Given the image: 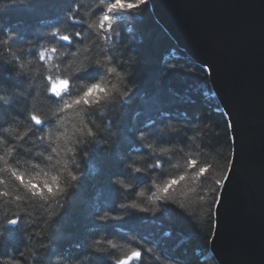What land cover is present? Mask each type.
Masks as SVG:
<instances>
[{"label": "trees", "instance_id": "16d2710c", "mask_svg": "<svg viewBox=\"0 0 264 264\" xmlns=\"http://www.w3.org/2000/svg\"><path fill=\"white\" fill-rule=\"evenodd\" d=\"M4 2L7 4V0ZM78 3H83L89 12L103 11L97 9L96 0H33L27 7L11 6L0 12V33L5 29L12 31L17 34L18 41L53 42L73 50L75 45L81 46L77 43L82 41L93 57L108 55L124 61L131 55L137 57L131 79L138 87L122 107L115 112L110 111L105 117H98L102 123L110 121L111 130L101 137L99 146L94 145L90 150L84 174L55 219L51 236L44 235L48 232L45 221L51 213L61 210L40 202L27 205L29 219L35 221L31 225V233L36 244L50 239V246L39 264H53L57 258L72 261L89 254L86 243L101 232L140 248L143 264H154V255H161L172 264H217L210 251L217 204L211 214L206 207L190 209L192 214L189 215L173 204H165L155 216L133 213L122 221H98L99 212L118 211L121 190L112 180L115 176L128 175L121 157L147 151L137 139L138 133L147 132L160 143L173 146L177 156L182 149L190 157L208 161L223 169L225 176L232 159V138L229 122L211 89L208 72L180 50L157 23L149 0L142 5L140 17L124 15L121 18L118 26L120 36L112 34L110 42L106 39L107 34H91L86 25L68 18L67 14L72 13ZM84 13V8L79 9L75 13L77 20L82 19ZM58 27H62V33L80 31L81 41L79 38L72 42L61 41L58 35L53 34ZM37 44L28 46L21 41L13 44V48L21 57H29L42 50L43 45ZM0 58L10 60L7 55ZM100 75V68L92 67L78 79L91 82ZM28 83L25 77L16 76L9 64L0 62V85L24 91L13 95L7 105L0 102V127L11 116L23 118L30 105L36 108L45 106L44 84L39 73L32 77L29 86ZM7 91L0 88V93ZM170 124L174 132L169 129ZM48 126L47 122L36 125L33 135L42 134ZM16 127L13 125V130H10L9 140L16 135ZM2 148L0 146V151ZM135 180L140 185L147 183L149 177L137 174ZM224 180L216 186L217 200ZM37 231L42 232L41 237H36ZM25 244L26 239L19 227L9 226L0 237V258L21 260L27 264V253L21 255ZM151 247L156 248L155 254L147 251ZM57 264L62 262L57 261ZM90 264H112V261L106 256L96 255Z\"/></svg>", "mask_w": 264, "mask_h": 264}, {"label": "clouds", "instance_id": "9594fccd", "mask_svg": "<svg viewBox=\"0 0 264 264\" xmlns=\"http://www.w3.org/2000/svg\"><path fill=\"white\" fill-rule=\"evenodd\" d=\"M33 0H0V12L6 7H27ZM145 0H96L97 9L102 12H89L83 3H78V10L84 8L85 13L79 23L86 25L91 34L120 36L118 26L124 15L140 17ZM77 5L74 6V9ZM71 20L72 13L67 14ZM62 27L55 28L53 34L61 32ZM62 33V32H61ZM69 36V42L81 38L80 31L62 33ZM23 41L25 45L37 44L31 40H19L17 34L5 29L0 33V57L7 55L10 60L0 62L9 64L16 76H23L32 83V77L39 73L42 77L44 107L29 106L24 117L11 116L3 127H0V237L11 225H17L23 233L26 244L21 255L27 253V264H39L44 258L45 250L50 246L49 240H42L38 245L33 239L27 205L40 202L42 205L57 207L61 211L51 213L45 221L51 236L54 221L66 206L77 182L84 174L86 159L94 145L99 146L100 139L111 130V122H101L98 117H105L110 111L115 112L138 87L132 82L133 65L137 61L131 55L126 61L105 55L93 57L90 49L83 42L77 43L74 50L63 47L59 43L42 42L38 55L21 57L13 48V44ZM55 45V46H48ZM37 65H39L37 67ZM92 67H98L101 75L95 81L79 80L80 74ZM41 68L43 71L41 72ZM8 89L0 93V102L9 104L13 95L24 91ZM51 97H55L52 99ZM48 123L47 129L39 135H33L36 125ZM16 135L9 140L10 130ZM169 129H175L170 124ZM146 153H134L130 157H121L126 176H115L112 182L121 190L118 211L113 213L103 210L98 213L100 222L122 221L133 213L155 216L165 204H173L184 213L191 215L190 209L206 207L211 214L215 204L217 185L225 179L224 170L218 166L177 150L166 143L153 139L147 132L137 134ZM168 163L164 164L163 161ZM227 167V165H225ZM143 174L149 177L147 183L137 185L135 177ZM36 237L42 232L37 231ZM135 240V237H132ZM35 245V247H33ZM86 248L89 254L68 261L57 258L62 264H90L96 255L108 257L112 264H143V253L133 243L123 242L101 232L88 240ZM155 254L156 248H147ZM172 264L161 255H154V264ZM0 264H24V261L0 258ZM219 264V261H217Z\"/></svg>", "mask_w": 264, "mask_h": 264}, {"label": "water", "instance_id": "95a60500", "mask_svg": "<svg viewBox=\"0 0 264 264\" xmlns=\"http://www.w3.org/2000/svg\"><path fill=\"white\" fill-rule=\"evenodd\" d=\"M157 23L208 72L232 159L215 209L219 264H264V0H149Z\"/></svg>", "mask_w": 264, "mask_h": 264}, {"label": "snow or ice", "instance_id": "6c2138e0", "mask_svg": "<svg viewBox=\"0 0 264 264\" xmlns=\"http://www.w3.org/2000/svg\"><path fill=\"white\" fill-rule=\"evenodd\" d=\"M77 10H78V4H77V8L76 9H73L72 16H71V20L73 22L79 23V21L76 18V15H75V13H76ZM56 35L60 36V35H62V33L61 32H57ZM69 39H70V37L65 35L64 38H63V40H61V41H69ZM225 179H227V177H225ZM218 202H219V200H218Z\"/></svg>", "mask_w": 264, "mask_h": 264}, {"label": "rangeland", "instance_id": "374dc122", "mask_svg": "<svg viewBox=\"0 0 264 264\" xmlns=\"http://www.w3.org/2000/svg\"><path fill=\"white\" fill-rule=\"evenodd\" d=\"M216 209V208H215Z\"/></svg>", "mask_w": 264, "mask_h": 264}]
</instances>
